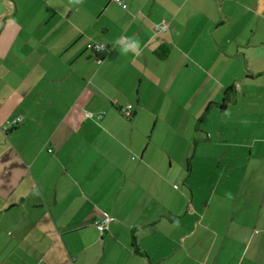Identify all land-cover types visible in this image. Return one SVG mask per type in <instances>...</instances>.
<instances>
[{"label":"crops","instance_id":"crops-1","mask_svg":"<svg viewBox=\"0 0 264 264\" xmlns=\"http://www.w3.org/2000/svg\"><path fill=\"white\" fill-rule=\"evenodd\" d=\"M124 3L0 0V264H264V0Z\"/></svg>","mask_w":264,"mask_h":264},{"label":"built area","instance_id":"built-area-1","mask_svg":"<svg viewBox=\"0 0 264 264\" xmlns=\"http://www.w3.org/2000/svg\"><path fill=\"white\" fill-rule=\"evenodd\" d=\"M114 2H116L118 5H120L121 7H125V3L124 0H113ZM87 50L91 51L92 53H94L95 55H98L104 48L105 45L102 43H94L93 42H88L86 44L85 47ZM103 58L102 57H97L96 58V62L97 64L102 63ZM125 114L129 115V110H125ZM87 116H92V114L90 112L86 113ZM101 114L96 115V118H100ZM22 120L21 116H15L12 119L6 120L4 126L2 127L3 130H6L7 128H11L14 125L20 123ZM50 151V150H49ZM108 222H109V218L105 217L101 222L97 223V230L99 232H102L104 230H106V228H108Z\"/></svg>","mask_w":264,"mask_h":264},{"label":"clouds","instance_id":"clouds-1","mask_svg":"<svg viewBox=\"0 0 264 264\" xmlns=\"http://www.w3.org/2000/svg\"><path fill=\"white\" fill-rule=\"evenodd\" d=\"M116 43L120 45V51L125 54L131 51L138 55L141 50L140 41L134 37L124 36L117 39Z\"/></svg>","mask_w":264,"mask_h":264},{"label":"trees","instance_id":"trees-1","mask_svg":"<svg viewBox=\"0 0 264 264\" xmlns=\"http://www.w3.org/2000/svg\"><path fill=\"white\" fill-rule=\"evenodd\" d=\"M230 94H231V88H227L226 90H225V92H224V97H222V100H221V102L219 103V106L221 107V109H223V107H224V104L226 103V101L229 99V97H230ZM206 109H208V108H206ZM132 248H133V251L134 252H139L140 250H139V248H138V246H137V243H136V241H135V238L132 236Z\"/></svg>","mask_w":264,"mask_h":264},{"label":"rangeland","instance_id":"rangeland-1","mask_svg":"<svg viewBox=\"0 0 264 264\" xmlns=\"http://www.w3.org/2000/svg\"><path fill=\"white\" fill-rule=\"evenodd\" d=\"M110 8H111V7H110ZM111 9H112V8H111ZM93 17L96 18V14H95V13L93 14ZM105 21H106V20H104L103 17H102V18L98 19L97 22H95V24L97 25L98 28H100V27H101L100 25L104 24ZM89 42H91V41H89ZM92 42H93V41H92ZM87 43H88V42H87ZM94 43H101V42H95V41H94ZM102 44H104V43L102 42ZM104 45H105V44H104Z\"/></svg>","mask_w":264,"mask_h":264}]
</instances>
